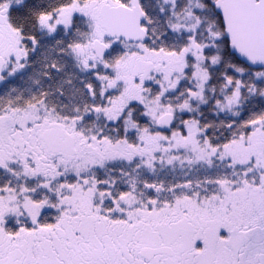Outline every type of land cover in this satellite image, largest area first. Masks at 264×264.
Listing matches in <instances>:
<instances>
[{
	"label": "snow or ice",
	"instance_id": "obj_1",
	"mask_svg": "<svg viewBox=\"0 0 264 264\" xmlns=\"http://www.w3.org/2000/svg\"><path fill=\"white\" fill-rule=\"evenodd\" d=\"M0 264H264V0H0Z\"/></svg>",
	"mask_w": 264,
	"mask_h": 264
}]
</instances>
